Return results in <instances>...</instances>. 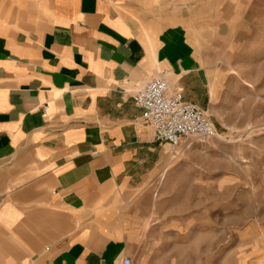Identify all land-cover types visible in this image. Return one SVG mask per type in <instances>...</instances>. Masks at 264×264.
Listing matches in <instances>:
<instances>
[{"label": "crops", "instance_id": "obj_1", "mask_svg": "<svg viewBox=\"0 0 264 264\" xmlns=\"http://www.w3.org/2000/svg\"><path fill=\"white\" fill-rule=\"evenodd\" d=\"M204 9L198 0H0V264L132 261L150 236L146 190L170 147L156 143L133 94L162 77L203 107L187 19ZM155 232L158 253H172L158 264L193 263L189 253L177 259L180 239Z\"/></svg>", "mask_w": 264, "mask_h": 264}, {"label": "rangeland", "instance_id": "obj_2", "mask_svg": "<svg viewBox=\"0 0 264 264\" xmlns=\"http://www.w3.org/2000/svg\"><path fill=\"white\" fill-rule=\"evenodd\" d=\"M198 1L205 9L187 25L205 71L200 108L217 136L167 148L169 163L146 190L150 236L131 259L172 256L157 251L162 229L168 243L180 239L178 260L189 253L192 264H264V0Z\"/></svg>", "mask_w": 264, "mask_h": 264}, {"label": "built area", "instance_id": "obj_3", "mask_svg": "<svg viewBox=\"0 0 264 264\" xmlns=\"http://www.w3.org/2000/svg\"><path fill=\"white\" fill-rule=\"evenodd\" d=\"M135 105L143 112V120L154 129L156 143L176 148L186 140L209 142L217 136L213 125L201 108L188 102L180 90H171L162 78H152L133 94ZM42 116L47 111L43 107ZM122 264H132L123 258Z\"/></svg>", "mask_w": 264, "mask_h": 264}]
</instances>
